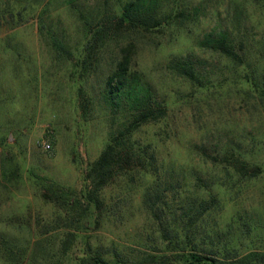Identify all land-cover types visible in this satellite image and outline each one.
Wrapping results in <instances>:
<instances>
[{
	"label": "rangeland",
	"instance_id": "374dc122",
	"mask_svg": "<svg viewBox=\"0 0 264 264\" xmlns=\"http://www.w3.org/2000/svg\"><path fill=\"white\" fill-rule=\"evenodd\" d=\"M66 1L0 0V264H75L86 240L94 244L120 240L130 248L127 253L136 255V243L153 235L140 209L146 180L138 179L126 190L113 189L108 194L122 207L114 212L111 223L81 226L71 251L59 252L66 228L63 218L59 220V208L45 197L46 189L52 185L80 191L84 187L86 169L98 158L109 135L110 115L101 99V85L127 42L106 44L80 78L81 68L72 67L82 57L79 14L89 18L104 10L111 14L119 0H76V9ZM194 7L200 8L195 23L136 37L132 68L170 102L168 135L157 139L164 163L172 164L189 186L198 175L225 181L222 202L204 218V231L238 237L242 255L250 249L264 253V105L244 92L239 76L224 60L197 45L220 21L231 26L232 17L239 13L242 21L235 35L246 45V64L237 70L240 77L253 70L260 79L264 0H185L181 8L192 12ZM50 34L64 41L73 55L70 61L56 58ZM187 54L205 61L208 69L216 67L209 90L197 92L166 72L170 58ZM160 131L146 127L139 136L153 137ZM231 139L242 141L252 167H259L252 171L255 177L231 178L189 148L205 144L212 150ZM43 144L50 148L44 150ZM245 222L252 226L250 234L244 233Z\"/></svg>",
	"mask_w": 264,
	"mask_h": 264
},
{
	"label": "trees",
	"instance_id": "16d2710c",
	"mask_svg": "<svg viewBox=\"0 0 264 264\" xmlns=\"http://www.w3.org/2000/svg\"><path fill=\"white\" fill-rule=\"evenodd\" d=\"M75 2L67 0L66 4L76 9L79 6ZM184 2L119 0L111 14L107 10L90 18L79 14L84 38L82 57L73 62L72 67L81 68L80 78L96 63L106 44L127 42L121 48V58L114 70L101 85V99L110 115L109 135L98 158L86 169L84 187L80 191L52 185L46 189L45 197L59 208V220L63 218L66 228L59 252L67 255L71 251L81 226L101 225V221L111 223L114 212L119 213L122 207L108 194L113 189L122 192L138 179L146 180L140 209L154 236L146 235L136 243V255L127 253L130 248L120 240L95 244L86 240L80 245L75 264H264V253L248 249L242 255L238 237L229 239L221 232L204 231V218L222 202L220 191L225 188V181L205 180L198 175L189 186L187 178L180 177L172 164L164 163L157 139L162 134L168 135L172 121L170 102L143 73L132 68L136 37L143 33L163 34L168 29H181L186 23L198 20L200 8L194 7L188 12L181 8ZM237 15L232 17L231 26L221 21L217 23L202 35L197 45L224 60L227 68L239 76L238 83L244 92L264 105V73L260 79L253 70L240 77L237 70L246 64V45L235 35L236 25L242 21V16ZM50 35L56 58L70 61L73 55L64 41ZM165 69L197 92L209 90L211 78L217 74L216 67L206 68L205 61L192 54L170 58ZM222 69L217 70L222 72ZM78 90L83 96L81 85ZM146 127H159L161 131L142 139L139 134ZM189 148L231 178L251 179L256 176L252 172L254 168H259L252 167L249 152L240 140L231 139L220 147L215 145L212 150L205 144H192ZM243 225L244 233L250 234L251 224ZM168 253L175 256L170 257Z\"/></svg>",
	"mask_w": 264,
	"mask_h": 264
},
{
	"label": "built area",
	"instance_id": "2783aa9c",
	"mask_svg": "<svg viewBox=\"0 0 264 264\" xmlns=\"http://www.w3.org/2000/svg\"><path fill=\"white\" fill-rule=\"evenodd\" d=\"M42 147L44 150H47L50 148V145L49 144H43Z\"/></svg>",
	"mask_w": 264,
	"mask_h": 264
}]
</instances>
